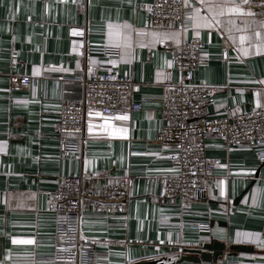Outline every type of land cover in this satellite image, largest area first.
<instances>
[{
    "label": "crops",
    "instance_id": "1",
    "mask_svg": "<svg viewBox=\"0 0 264 264\" xmlns=\"http://www.w3.org/2000/svg\"><path fill=\"white\" fill-rule=\"evenodd\" d=\"M152 1L0 0V264H56V221L47 207L64 177L91 175L116 184L128 170L138 177L124 219L89 208L80 218V235L102 264H175L184 250L202 251L213 242L224 245L220 257L181 264H264V159L248 150L212 147L207 156L218 166L206 201L168 205L147 179L171 173V166L157 161L156 151L132 152L163 124L167 82L176 80V72L167 73L172 63L164 44H206L209 58L199 63L194 82L226 88L209 114L264 108V0H182L183 28L150 26L144 8ZM73 26L86 27L84 42L70 39ZM100 46L119 49L122 59L109 62L135 83L132 99L141 109L114 117L89 114L81 155L63 156L56 119L61 106L81 94L79 86L53 76H79L82 57L88 65L101 62L95 51ZM18 76L31 77L35 86L11 89ZM181 222H205L210 229Z\"/></svg>",
    "mask_w": 264,
    "mask_h": 264
},
{
    "label": "built area",
    "instance_id": "2",
    "mask_svg": "<svg viewBox=\"0 0 264 264\" xmlns=\"http://www.w3.org/2000/svg\"><path fill=\"white\" fill-rule=\"evenodd\" d=\"M144 9L153 27L171 24L183 28L186 22L182 0H153ZM86 35L85 26L70 29L71 40L84 42ZM162 49L169 53L172 63L167 73L172 75L176 72V80L167 82L168 92L161 110L163 124L159 131L141 150L132 152L156 151L157 161L171 166V173L147 179L159 187V197L164 204L174 205L178 200L204 202L214 185L213 173L218 166V161L207 156L210 148L217 147L226 152L248 150L257 159H264V108L232 116L209 114V107L214 104L216 96L226 88L194 82V72L199 63L209 58L206 44L198 39H184L177 46L164 44ZM96 50L102 61L88 65L82 57L79 76H53L79 86L81 94L79 101L63 104L56 119L59 152L63 156L81 155L89 114L99 112L114 117L141 109V103L132 99L135 83L109 62L122 59L119 49L100 46ZM34 86L35 82L29 76L14 77L11 82V89H31ZM212 141L217 145H211ZM138 173L142 175V172ZM137 177L131 170L116 184H110L106 179L97 182L91 175L70 174L64 177L47 207L56 221V246L52 257L56 264H102L94 245H89L80 235V218L84 209L89 208L96 215L124 219ZM183 215L179 214V220L184 221ZM183 225L202 232L210 229L205 222H181L180 226ZM221 264L240 262L227 259Z\"/></svg>",
    "mask_w": 264,
    "mask_h": 264
},
{
    "label": "water",
    "instance_id": "3",
    "mask_svg": "<svg viewBox=\"0 0 264 264\" xmlns=\"http://www.w3.org/2000/svg\"><path fill=\"white\" fill-rule=\"evenodd\" d=\"M224 249V245L219 242L208 243L203 246V250H184L181 256H178L175 264H181L183 262L190 263H210L212 259H216L222 255V251ZM232 249H243L242 247H232ZM209 251H212L211 254ZM196 255V256H193ZM174 264V262H170L167 259H161L154 262H142L137 264Z\"/></svg>",
    "mask_w": 264,
    "mask_h": 264
}]
</instances>
